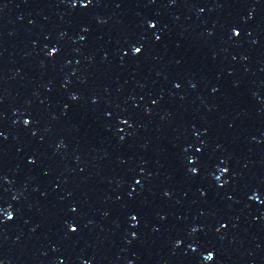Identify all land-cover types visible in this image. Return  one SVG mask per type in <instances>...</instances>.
I'll use <instances>...</instances> for the list:
<instances>
[{"label":"snow or ice","instance_id":"1","mask_svg":"<svg viewBox=\"0 0 264 264\" xmlns=\"http://www.w3.org/2000/svg\"><path fill=\"white\" fill-rule=\"evenodd\" d=\"M136 51H137V52H139V51H140V49H139V48H137V49H136Z\"/></svg>","mask_w":264,"mask_h":264}]
</instances>
